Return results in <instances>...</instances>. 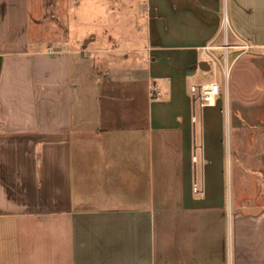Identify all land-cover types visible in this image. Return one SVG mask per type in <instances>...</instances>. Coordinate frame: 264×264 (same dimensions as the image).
Returning a JSON list of instances; mask_svg holds the SVG:
<instances>
[{"label": "crops", "instance_id": "crops-1", "mask_svg": "<svg viewBox=\"0 0 264 264\" xmlns=\"http://www.w3.org/2000/svg\"><path fill=\"white\" fill-rule=\"evenodd\" d=\"M127 1L134 31L108 22L121 41L97 76L82 51L31 37L29 0H0V264H264V192L226 188L227 82L198 112L188 94L224 16L228 41L264 56V0Z\"/></svg>", "mask_w": 264, "mask_h": 264}, {"label": "rangeland", "instance_id": "rangeland-1", "mask_svg": "<svg viewBox=\"0 0 264 264\" xmlns=\"http://www.w3.org/2000/svg\"><path fill=\"white\" fill-rule=\"evenodd\" d=\"M124 1V7L113 5L109 8L107 0H29L31 37L39 39L44 47L56 46L58 43L67 49L82 51L81 54L95 60L96 75L99 76L103 72L105 74L104 68L107 66L103 63L107 65V50L118 47L117 42L121 41L117 37L107 39V29L115 32L119 30L120 25L108 22H112L113 18L121 21L123 17L131 19V23L121 24V31L130 34L134 31V23L137 20V15L127 6L128 1ZM89 10L93 12V17H88ZM92 35L96 37L95 41L82 49L83 40ZM216 39L214 45H219L221 38L218 36ZM136 42H141V39ZM128 50L129 48L124 52H129ZM124 52H119L114 58L117 63L123 61L120 54ZM233 58L234 56L229 60L226 84L229 98L227 104L221 103L220 124L223 131L224 157L228 159L226 188L240 192L243 200H247L249 191L260 194L264 192V56L252 57L245 54L235 61ZM212 80L221 86L224 84L220 68H210V72L200 78L201 83H209ZM198 110L196 108V112ZM192 122L194 125L195 118H192ZM195 128L193 138L198 146L200 131L197 125ZM198 159V155L192 156V162ZM229 160L231 164L235 163V168ZM201 189V184H192L193 193Z\"/></svg>", "mask_w": 264, "mask_h": 264}, {"label": "built area", "instance_id": "built-area-1", "mask_svg": "<svg viewBox=\"0 0 264 264\" xmlns=\"http://www.w3.org/2000/svg\"><path fill=\"white\" fill-rule=\"evenodd\" d=\"M228 33L229 28L227 26V20L224 17L218 35L221 38V43L219 45H214V40L197 50L198 60L200 62L206 63L210 68H220L224 83L227 82L229 75V60L234 56L233 61H235L238 57L248 54L254 48V45L249 41L235 35L234 38L236 39V43L231 44L228 41ZM219 93V86L214 81L199 86L193 85L189 88L188 92L193 102V107L199 110L206 107H213ZM148 95L151 100L160 99L162 96L160 87L154 83L150 84L148 87Z\"/></svg>", "mask_w": 264, "mask_h": 264}, {"label": "water", "instance_id": "water-1", "mask_svg": "<svg viewBox=\"0 0 264 264\" xmlns=\"http://www.w3.org/2000/svg\"><path fill=\"white\" fill-rule=\"evenodd\" d=\"M203 66H205V67H206V70H207V69H209V68H208V66H207V64H206V63H204V62H203V63H202V64H201L199 67H200V68H202Z\"/></svg>", "mask_w": 264, "mask_h": 264}]
</instances>
